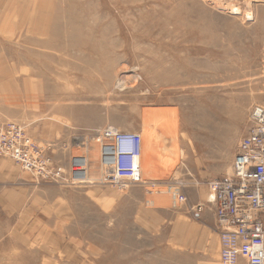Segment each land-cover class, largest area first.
Returning a JSON list of instances; mask_svg holds the SVG:
<instances>
[{"label": "rangeland", "instance_id": "rangeland-1", "mask_svg": "<svg viewBox=\"0 0 264 264\" xmlns=\"http://www.w3.org/2000/svg\"><path fill=\"white\" fill-rule=\"evenodd\" d=\"M257 105L264 0H0V130L17 125L16 144L49 161L45 179L0 150V264L215 261L218 243L166 190L207 204ZM105 128L141 134L142 184L98 181L93 144L87 176L69 180Z\"/></svg>", "mask_w": 264, "mask_h": 264}, {"label": "built area", "instance_id": "built-area-1", "mask_svg": "<svg viewBox=\"0 0 264 264\" xmlns=\"http://www.w3.org/2000/svg\"><path fill=\"white\" fill-rule=\"evenodd\" d=\"M248 120L250 126L238 143L231 175L207 182L210 193L207 204L214 207L219 237L218 257L210 264H264V106L253 107ZM21 133L20 127L14 124L0 130V149L11 152L25 169L35 170L46 179L49 161L31 141L26 139L17 145V139H22ZM85 141L89 142L87 145H96L98 150V181L114 186L142 184L141 134L105 128L90 134ZM31 155H35L34 164ZM89 168L87 156L72 157L67 176L72 183L79 182L76 171L85 178ZM50 173L55 177L64 172L53 168ZM147 191L160 194L163 188ZM166 192L170 194L173 207H188L194 218L204 208L203 204L187 206L183 192Z\"/></svg>", "mask_w": 264, "mask_h": 264}, {"label": "crops", "instance_id": "crops-1", "mask_svg": "<svg viewBox=\"0 0 264 264\" xmlns=\"http://www.w3.org/2000/svg\"><path fill=\"white\" fill-rule=\"evenodd\" d=\"M157 159H154V158H151L150 160V163H155ZM173 162V160H171ZM170 160L166 159L165 160V164L167 167H169V163ZM195 167V162L194 160L189 164V168H191V170H193ZM145 174H147L146 176L150 177V176H153L148 169H145ZM205 200V197L204 195H202V192H199V199L198 201H194L192 202L191 204L192 205H197V204H200L199 202H203ZM191 202V201H190ZM204 208L203 210L201 211L200 214H198V216L194 219L195 220V223L197 225V228H198V234H203V235H208L212 240L213 242L215 243V246L213 248L215 254L217 253V243H218V247H219V237H218V233L216 232L215 230V214H214V207L212 205H207V204H204ZM201 238L198 237V246L200 245L199 242H200ZM204 241V238L203 240L201 241V243Z\"/></svg>", "mask_w": 264, "mask_h": 264}, {"label": "bare ground", "instance_id": "bare-ground-1", "mask_svg": "<svg viewBox=\"0 0 264 264\" xmlns=\"http://www.w3.org/2000/svg\"><path fill=\"white\" fill-rule=\"evenodd\" d=\"M233 14H239V12H233V11H231ZM248 12V11H247ZM249 14V13H248ZM251 14V13H250ZM244 15V14H243ZM245 16H246V14H245ZM247 17H249L248 15H247ZM28 44V43H27ZM31 45H33V44H31ZM124 76V75H123ZM130 76V75H129ZM131 77V76H130ZM133 78V77H132ZM134 80V79H133ZM125 84H126V82H125V80H121V79H117L116 80V82L114 83V89L115 90H122L123 88H124V86H125ZM116 130V129H115ZM12 139V138H11ZM89 142L87 141V142H85L84 143V146H83V148L84 149H87V153L85 154L86 156H88V150L90 149V145H87ZM22 144V143H21ZM86 145H87V147H86ZM92 145V144H91ZM94 145V144H93ZM95 147H96V145H94ZM92 148V147H91ZM1 150V149H0ZM98 151V150H97ZM86 152V151H85ZM94 153V152H93ZM98 153V152H97ZM6 154V153H5ZM8 155V154H7ZM11 156V155H10ZM84 156V155H83ZM35 157V156H34ZM33 157V158H34ZM14 158V157H13ZM89 159V158H88ZM104 158H102V160H103ZM18 162V161H17ZM89 162H90V159H89ZM95 164V163H94ZM34 171V170H33ZM77 175L79 174V176H76V178H82V179H84L82 176L83 175H81V172L80 171H77V173H76ZM210 198H212V196L210 197Z\"/></svg>", "mask_w": 264, "mask_h": 264}]
</instances>
